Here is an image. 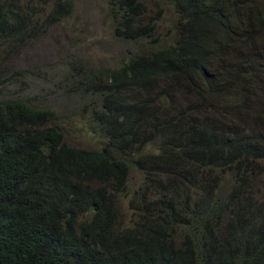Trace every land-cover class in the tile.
Instances as JSON below:
<instances>
[{"label": "trees", "instance_id": "trees-1", "mask_svg": "<svg viewBox=\"0 0 264 264\" xmlns=\"http://www.w3.org/2000/svg\"><path fill=\"white\" fill-rule=\"evenodd\" d=\"M104 1L140 49L82 72L101 142L0 100V264H264V0ZM75 7L0 0V56Z\"/></svg>", "mask_w": 264, "mask_h": 264}, {"label": "rangeland", "instance_id": "rangeland-1", "mask_svg": "<svg viewBox=\"0 0 264 264\" xmlns=\"http://www.w3.org/2000/svg\"><path fill=\"white\" fill-rule=\"evenodd\" d=\"M146 1L151 14L161 7L156 0ZM171 27L167 12L154 35L170 37ZM139 49L115 36L104 0H76L71 16L30 40L18 52L0 56V81L5 80L0 84V100L20 99L52 109L70 145L93 147L102 137L93 136L90 120L85 118L89 112L83 113L92 111L100 97L81 80L82 72L113 66ZM260 186L264 187V183Z\"/></svg>", "mask_w": 264, "mask_h": 264}]
</instances>
